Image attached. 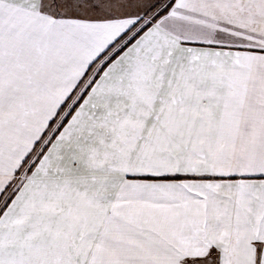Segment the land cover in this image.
<instances>
[{
    "label": "snow or ice",
    "instance_id": "1",
    "mask_svg": "<svg viewBox=\"0 0 264 264\" xmlns=\"http://www.w3.org/2000/svg\"><path fill=\"white\" fill-rule=\"evenodd\" d=\"M0 264H264V0H0Z\"/></svg>",
    "mask_w": 264,
    "mask_h": 264
}]
</instances>
